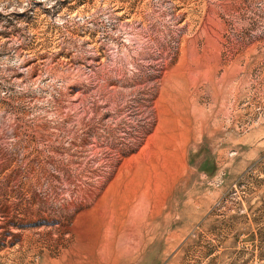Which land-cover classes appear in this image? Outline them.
Listing matches in <instances>:
<instances>
[{
  "label": "rangeland",
  "instance_id": "374dc122",
  "mask_svg": "<svg viewBox=\"0 0 264 264\" xmlns=\"http://www.w3.org/2000/svg\"><path fill=\"white\" fill-rule=\"evenodd\" d=\"M0 264H264V0H0Z\"/></svg>",
  "mask_w": 264,
  "mask_h": 264
},
{
  "label": "crops",
  "instance_id": "0c3cea01",
  "mask_svg": "<svg viewBox=\"0 0 264 264\" xmlns=\"http://www.w3.org/2000/svg\"><path fill=\"white\" fill-rule=\"evenodd\" d=\"M135 205V204H134ZM137 205V204H136Z\"/></svg>",
  "mask_w": 264,
  "mask_h": 264
}]
</instances>
